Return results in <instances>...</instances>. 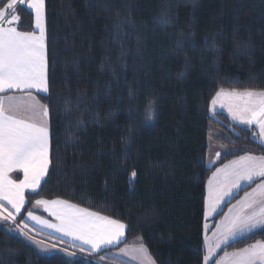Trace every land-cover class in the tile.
I'll return each mask as SVG.
<instances>
[{
	"label": "trees",
	"instance_id": "1",
	"mask_svg": "<svg viewBox=\"0 0 264 264\" xmlns=\"http://www.w3.org/2000/svg\"><path fill=\"white\" fill-rule=\"evenodd\" d=\"M15 11L32 31V12ZM45 13L50 165L26 209L64 199L125 223L124 242L158 264H204L213 129L237 153H264L253 128L210 112L220 89L264 90V0H45ZM14 229L0 224V264L106 257L43 253ZM260 239L264 228L228 247Z\"/></svg>",
	"mask_w": 264,
	"mask_h": 264
},
{
	"label": "snow or ice",
	"instance_id": "2",
	"mask_svg": "<svg viewBox=\"0 0 264 264\" xmlns=\"http://www.w3.org/2000/svg\"><path fill=\"white\" fill-rule=\"evenodd\" d=\"M25 0H9L0 9V219L15 222L25 204V190L36 192L47 175L49 159L48 108L40 104L32 91L48 92L47 54L45 43V0H28L27 7L35 11L33 32L18 30L19 15L17 3ZM7 24L8 26H4ZM22 92L26 95H3ZM213 111L217 105L227 107L232 119L248 126L256 125L264 144V91L244 90L218 91L211 100ZM154 119L149 106L147 120ZM219 156V153H217ZM23 172V180L17 182L9 173ZM136 172L131 173L135 178ZM262 182L252 192L229 209L213 233L214 243H210L204 264H208L221 246L229 243L238 234L264 228V156L246 154L217 170L208 181L207 213H216L225 197L232 195L233 189L241 187V182L249 184L257 179ZM5 202L13 211L5 207ZM36 205L60 206L54 212L60 224L43 223L65 235L91 245L99 251L104 245L119 243L124 236L126 225L119 220L67 201L36 200ZM4 213H7L5 216ZM28 217L41 222L31 211ZM27 225H25L26 227ZM122 252L127 254L126 249ZM140 251H146L141 246ZM230 264H264V242L232 252ZM222 264V262H221Z\"/></svg>",
	"mask_w": 264,
	"mask_h": 264
},
{
	"label": "crops",
	"instance_id": "3",
	"mask_svg": "<svg viewBox=\"0 0 264 264\" xmlns=\"http://www.w3.org/2000/svg\"><path fill=\"white\" fill-rule=\"evenodd\" d=\"M1 1H2V5H0V9H3L6 6V4L9 2V0H0V2ZM27 2H28V0H25L24 4H19V2H18L17 7L21 6V5H25L27 7ZM28 9L33 14V30L32 31H22L19 29L18 30L22 31V32H33V31L38 32V30L35 28V11L33 9H30V8H28ZM44 12H45V9H44ZM4 26H8V25L5 24ZM44 27H45V43H46V13H45V19H44ZM46 54H47V47H46ZM47 80H48V62H47ZM223 90L225 92H229V91H233V90H236V91H244V90L264 91V90H256V89H229V88H223ZM31 94H32V96H34L36 98V100H38L40 102V104L45 105L44 102L39 97L40 95L46 94L45 92H43L42 90L41 91L33 90ZM3 95H15L17 97H23L26 94L22 93V92H14V93L9 92V93L3 94ZM215 95H214V97H215ZM210 112L213 115H215L216 113H223L226 116V118L228 119L230 131H234L232 125L248 126V125L241 124L238 121L233 120L231 114L228 112L227 107L221 108V107H219V105H217L215 111H213L212 105L210 103ZM249 127L254 129V131L256 132V134H255L256 139L261 143L262 138L260 136L258 127L256 125H252ZM48 128H49V114H48ZM226 136H227V133L225 131H222V130L217 131L216 130V132L213 133V135L210 138L208 154H207V162H208L209 166L214 167V170L212 171L208 181L212 178L213 174L216 173L218 169L223 168L225 165H228L231 161L238 159L240 156H244L246 154H251V155H256V156H264V153H259V152H254V151H244L241 153H237V151H239V150H237V149L233 150L231 147L232 144L223 139ZM49 140H50V128H49ZM217 153H219V156H217ZM232 153H235V154L229 158L224 159L225 156L232 154ZM49 159H50V148H49ZM48 171H49V167H48ZM47 174H48V172H47ZM9 176L11 179H13L17 182H20L21 180H23V172L19 171V170L9 173ZM46 176L43 178V180L46 178ZM43 180L41 181V183L43 182ZM208 181H207V186H206V197H205V230H206L205 241H204L205 242V248H206L205 256L207 255L209 244L214 243L213 233L216 232L217 227H219V225H220V222L224 219V215L229 212L230 208H232L234 205H237L238 202L244 198L245 193L252 192L253 189H255L257 187V185L262 182V180L259 178L251 184H249L248 182H241L240 188L233 189L232 195L224 198L223 203H221V205L217 209L216 213H214L212 215H208V213H207ZM27 192H31V190L30 189L25 190V204H24V207L21 210V212L18 215H16V219L21 221L22 224L27 225L26 227L31 229L32 231H35L36 233L47 236L49 239H53L55 241H57V240L58 241H65V242H68L70 244H74L76 246L83 247V248L88 249L94 253H97L100 251H105L106 257H108L109 259H111L114 262H123L126 264H158L156 262V260L153 258V256L151 255V253L149 252V249L145 246V244L140 239H134V240H132L130 242H126V243L124 242L125 238H126V229L127 228L125 229L124 236L120 238L119 243H116L113 245H104L101 247V249L99 251H95L91 248V245L85 244L83 241L75 239L73 236L65 235L63 232L56 231V229H54V228L47 227L43 223V221H47L49 224H57V225L60 224L61 221L59 219H57V216L54 215L53 213L61 211V208H60V206L36 205L35 201L41 200V199L47 200L49 202L56 201V200H63V201H67V200L60 199V198H55V199L38 198V199L34 200L31 203L30 207H28L26 209V204H27L26 194H27ZM67 202L74 204L70 201H67ZM75 205H77V204H75ZM78 206L85 208V207L80 206V205H78ZM5 207H7L9 211H13L11 209V207L9 205H7L6 202H5ZM86 209H88V208H86ZM88 210L92 211V212L99 213V212L91 210V209H88ZM28 211H31L34 216H38L40 218L41 222H37L36 220L29 218L27 215ZM4 214H5V216L7 215V213H4ZM99 214L102 216H107V215H104L102 213H99ZM110 218H112V217H110ZM112 219H114V218H112ZM115 220H117V219H115ZM7 221L8 220L0 219V224L7 223ZM259 229H262V228H257L253 232H255ZM250 233H252V232L240 233L234 239L230 240L228 244L221 246V248L216 250V254L211 259H209L208 264H220L221 262H222V264H230V255L226 256L225 255L226 253L231 254L232 252L237 251V250L242 249V248H245V247L249 246L250 244L256 243L257 241L264 242V239H260V240H255V241H253V242H251L245 246H242V247H235V248H233V247L229 248L228 247V245L230 243H232V242H234V241H236V240H238V239H240V238H242V237H244ZM36 242H38V241H36ZM39 243H43V242L39 241ZM43 244H45V243H43ZM45 245L49 246V244H47V243ZM141 246H143V249H145L146 251H140ZM122 249H126L127 254L122 252L121 251Z\"/></svg>",
	"mask_w": 264,
	"mask_h": 264
},
{
	"label": "rangeland",
	"instance_id": "4",
	"mask_svg": "<svg viewBox=\"0 0 264 264\" xmlns=\"http://www.w3.org/2000/svg\"><path fill=\"white\" fill-rule=\"evenodd\" d=\"M216 130L220 131V129L214 128L211 135H213V133H215ZM49 142H50V140H49ZM231 147L233 150L238 148V147L236 148L233 145ZM49 148H50V143H49ZM8 221L12 225H14V227H15L14 230L16 232L24 234L27 237H29L35 241H38V242H35L34 244L43 253H51L55 250V251H63V252L69 253V254L74 255V256H82V257H86V258H91V255H93V254H91L90 250L85 249L83 247H79V246H76L74 244H70V243L65 242V241H58V240L55 241L53 239H49L47 236L36 233L35 231H32L31 229L25 227V225L22 224V222L19 221L18 219H15V222H13L11 219H8ZM39 241H41L45 244L47 243V244H49V246H46L43 243H39ZM107 258L108 257L101 256V258L99 257V258H94V259H96L98 261V263H101V264H118L117 262H114L111 259H110L111 261H108Z\"/></svg>",
	"mask_w": 264,
	"mask_h": 264
}]
</instances>
